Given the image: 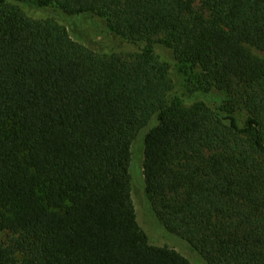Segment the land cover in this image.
<instances>
[{
	"label": "trees",
	"instance_id": "trees-1",
	"mask_svg": "<svg viewBox=\"0 0 264 264\" xmlns=\"http://www.w3.org/2000/svg\"><path fill=\"white\" fill-rule=\"evenodd\" d=\"M15 2L147 46L97 52ZM156 40L227 98L171 106ZM247 44L264 50V0H0V264H192L137 218L132 143L155 115L143 174L165 227L209 264H264V58Z\"/></svg>",
	"mask_w": 264,
	"mask_h": 264
},
{
	"label": "rangeland",
	"instance_id": "rangeland-1",
	"mask_svg": "<svg viewBox=\"0 0 264 264\" xmlns=\"http://www.w3.org/2000/svg\"><path fill=\"white\" fill-rule=\"evenodd\" d=\"M15 5L34 18L59 20L67 26L74 39L97 52L106 54L118 52L123 55H131L140 52L142 48L147 46L145 42H132L127 38L111 33L105 22L97 16H61L52 8L38 7L34 3L15 2ZM151 46L155 48L160 59L170 65L173 81V87L169 93L171 106L188 108L197 103H205L215 108L227 98V93L224 90L205 78L200 66H194L185 58L180 57L174 49L166 46L161 40L154 41ZM247 47L255 56L264 58V50L251 44H247ZM247 118L248 112L246 110L240 111L239 119L242 125ZM157 122L158 118L155 115L151 122L138 132L132 143V193L140 229L148 236L151 244L172 247L192 264H209L184 239L165 227L146 191L143 174L144 140L150 128ZM13 236L14 234L9 231L2 232L0 241L8 242Z\"/></svg>",
	"mask_w": 264,
	"mask_h": 264
}]
</instances>
